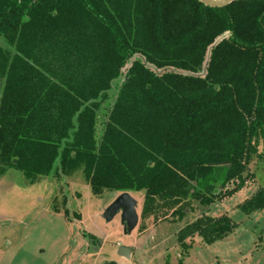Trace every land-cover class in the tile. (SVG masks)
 Returning <instances> with one entry per match:
<instances>
[{
	"label": "trees",
	"instance_id": "obj_1",
	"mask_svg": "<svg viewBox=\"0 0 264 264\" xmlns=\"http://www.w3.org/2000/svg\"><path fill=\"white\" fill-rule=\"evenodd\" d=\"M0 39V176L79 171L92 196L141 193L144 216L177 222L182 201L208 207L254 177L264 0H0ZM238 209L263 211L264 191ZM236 227L204 215L176 241L186 251Z\"/></svg>",
	"mask_w": 264,
	"mask_h": 264
},
{
	"label": "rangeland",
	"instance_id": "obj_2",
	"mask_svg": "<svg viewBox=\"0 0 264 264\" xmlns=\"http://www.w3.org/2000/svg\"><path fill=\"white\" fill-rule=\"evenodd\" d=\"M259 151L261 157L249 166L254 177L245 187L208 207L182 201L181 222L172 211L144 216L143 195L131 193L138 223L128 236L119 215L109 223L102 218L114 197L92 196L79 171L60 182L41 179L31 184L9 170L0 176V264H264V210L246 215L238 209L256 191H264L261 146ZM204 215H225L237 227L210 245L189 239L185 251L176 241L178 231ZM120 246L131 249L128 260L117 255Z\"/></svg>",
	"mask_w": 264,
	"mask_h": 264
},
{
	"label": "water",
	"instance_id": "obj_3",
	"mask_svg": "<svg viewBox=\"0 0 264 264\" xmlns=\"http://www.w3.org/2000/svg\"><path fill=\"white\" fill-rule=\"evenodd\" d=\"M203 5L210 8H223L232 2L238 0H199ZM199 68V71H202ZM137 201L131 196L130 193L124 192L115 194L112 202L105 208L102 213V218L106 223L113 220L114 217L119 215L120 225L122 232L128 236L135 229L138 223V215L136 212ZM117 255L128 260L131 255V249L125 246H120L117 249Z\"/></svg>",
	"mask_w": 264,
	"mask_h": 264
},
{
	"label": "crops",
	"instance_id": "obj_4",
	"mask_svg": "<svg viewBox=\"0 0 264 264\" xmlns=\"http://www.w3.org/2000/svg\"><path fill=\"white\" fill-rule=\"evenodd\" d=\"M0 46H2L1 39H0ZM1 87H2V85L0 84V93H1Z\"/></svg>",
	"mask_w": 264,
	"mask_h": 264
},
{
	"label": "flooded vegetation",
	"instance_id": "obj_5",
	"mask_svg": "<svg viewBox=\"0 0 264 264\" xmlns=\"http://www.w3.org/2000/svg\"><path fill=\"white\" fill-rule=\"evenodd\" d=\"M114 197V196H113ZM114 199V198H113Z\"/></svg>",
	"mask_w": 264,
	"mask_h": 264
}]
</instances>
